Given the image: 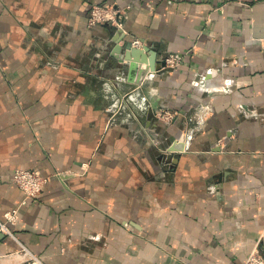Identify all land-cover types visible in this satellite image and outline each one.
<instances>
[{
	"label": "crops",
	"instance_id": "crops-1",
	"mask_svg": "<svg viewBox=\"0 0 264 264\" xmlns=\"http://www.w3.org/2000/svg\"><path fill=\"white\" fill-rule=\"evenodd\" d=\"M94 5L121 25L90 26ZM136 40L179 63L135 83L117 48ZM17 168L51 176L36 199ZM15 208L0 264L264 254V0H0V219Z\"/></svg>",
	"mask_w": 264,
	"mask_h": 264
},
{
	"label": "built area",
	"instance_id": "built-area-1",
	"mask_svg": "<svg viewBox=\"0 0 264 264\" xmlns=\"http://www.w3.org/2000/svg\"><path fill=\"white\" fill-rule=\"evenodd\" d=\"M120 11L113 6L94 5L88 17V24L95 26L99 24H119ZM134 45L142 46L139 40ZM176 55H170L166 58V66H176L179 63ZM156 116L160 119L171 121L174 115L167 111H157ZM13 182L21 189L28 199H36L44 186L50 181L51 176L44 175L39 169L17 168L13 173ZM18 220V208L8 210L4 213L3 219H0V231L14 237L11 226ZM21 251L25 256L26 264H44L43 261L33 254L29 249L22 245ZM243 264H264V254L258 249L252 250Z\"/></svg>",
	"mask_w": 264,
	"mask_h": 264
},
{
	"label": "water",
	"instance_id": "water-1",
	"mask_svg": "<svg viewBox=\"0 0 264 264\" xmlns=\"http://www.w3.org/2000/svg\"><path fill=\"white\" fill-rule=\"evenodd\" d=\"M117 49L123 51V56H121L120 60L128 61L130 63L131 70H134L136 72L133 80L137 84H141L145 76L150 71L171 69V67L166 66V58L168 56L166 55L163 58H159V60H157V52L147 45L137 46L132 44L130 41H127L124 46L120 45ZM142 63H146V65L143 66ZM171 149H185V144L183 142H180V140H175V142L171 146Z\"/></svg>",
	"mask_w": 264,
	"mask_h": 264
},
{
	"label": "bare ground",
	"instance_id": "bare-ground-1",
	"mask_svg": "<svg viewBox=\"0 0 264 264\" xmlns=\"http://www.w3.org/2000/svg\"><path fill=\"white\" fill-rule=\"evenodd\" d=\"M39 264H41V263H39Z\"/></svg>",
	"mask_w": 264,
	"mask_h": 264
},
{
	"label": "rangeland",
	"instance_id": "rangeland-1",
	"mask_svg": "<svg viewBox=\"0 0 264 264\" xmlns=\"http://www.w3.org/2000/svg\"><path fill=\"white\" fill-rule=\"evenodd\" d=\"M39 264V263H38Z\"/></svg>",
	"mask_w": 264,
	"mask_h": 264
}]
</instances>
